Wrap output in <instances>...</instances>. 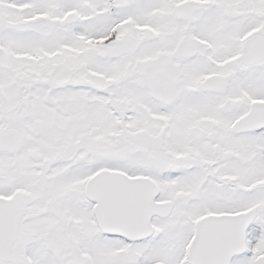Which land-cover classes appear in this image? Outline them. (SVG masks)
Here are the masks:
<instances>
[{"label":"snow or ice","instance_id":"obj_1","mask_svg":"<svg viewBox=\"0 0 264 264\" xmlns=\"http://www.w3.org/2000/svg\"><path fill=\"white\" fill-rule=\"evenodd\" d=\"M0 264H264V0H0Z\"/></svg>","mask_w":264,"mask_h":264}]
</instances>
